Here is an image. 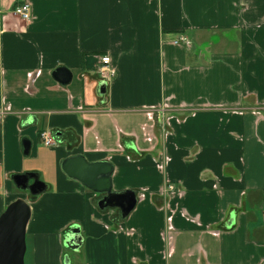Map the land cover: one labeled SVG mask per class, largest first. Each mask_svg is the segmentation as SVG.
<instances>
[{"label": "crops", "instance_id": "1", "mask_svg": "<svg viewBox=\"0 0 264 264\" xmlns=\"http://www.w3.org/2000/svg\"><path fill=\"white\" fill-rule=\"evenodd\" d=\"M74 156L113 165L126 219ZM18 200L25 264H264V0H0V218Z\"/></svg>", "mask_w": 264, "mask_h": 264}, {"label": "water", "instance_id": "2", "mask_svg": "<svg viewBox=\"0 0 264 264\" xmlns=\"http://www.w3.org/2000/svg\"><path fill=\"white\" fill-rule=\"evenodd\" d=\"M61 84H69L72 74L60 69L55 75ZM101 94L106 93V87H102ZM62 171L71 180H76L88 189L107 195L100 202V208H118L121 210L123 219H126L137 205L134 192L116 194L112 192L113 165L109 163L89 164L82 156L70 157L62 162ZM31 177L28 175L18 176L15 179L19 187L38 195L44 191L40 182L29 186ZM31 218L30 206L23 200L11 204L0 218V264H25L27 252L26 231ZM81 238L77 230L67 238V245L74 247L79 245Z\"/></svg>", "mask_w": 264, "mask_h": 264}, {"label": "built area", "instance_id": "3", "mask_svg": "<svg viewBox=\"0 0 264 264\" xmlns=\"http://www.w3.org/2000/svg\"><path fill=\"white\" fill-rule=\"evenodd\" d=\"M14 14L26 23L32 22V8L28 3L17 6L14 9ZM182 41L186 46H190V42L185 38H182ZM100 62V72L103 74L104 78L109 81L113 80L116 77L117 72L115 69L111 68V58L109 56H103L101 57ZM40 136L45 147L51 148L57 146V141L50 132H43ZM171 189L174 190V188H170V190Z\"/></svg>", "mask_w": 264, "mask_h": 264}, {"label": "rangeland", "instance_id": "4", "mask_svg": "<svg viewBox=\"0 0 264 264\" xmlns=\"http://www.w3.org/2000/svg\"><path fill=\"white\" fill-rule=\"evenodd\" d=\"M109 211H112V209H110Z\"/></svg>", "mask_w": 264, "mask_h": 264}]
</instances>
